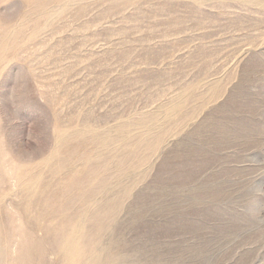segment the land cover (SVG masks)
Wrapping results in <instances>:
<instances>
[{
    "label": "rangeland",
    "instance_id": "1",
    "mask_svg": "<svg viewBox=\"0 0 264 264\" xmlns=\"http://www.w3.org/2000/svg\"><path fill=\"white\" fill-rule=\"evenodd\" d=\"M88 260L264 264V0H0V264Z\"/></svg>",
    "mask_w": 264,
    "mask_h": 264
},
{
    "label": "bare ground",
    "instance_id": "2",
    "mask_svg": "<svg viewBox=\"0 0 264 264\" xmlns=\"http://www.w3.org/2000/svg\"><path fill=\"white\" fill-rule=\"evenodd\" d=\"M67 226V225H66ZM70 230V236L67 240V244L65 249L62 251V258L66 263H71L72 260L76 261L79 257V245L81 244V240L78 238L77 234L75 233L76 226L74 223L68 225ZM73 261V262H74ZM90 260H88L87 263Z\"/></svg>",
    "mask_w": 264,
    "mask_h": 264
}]
</instances>
